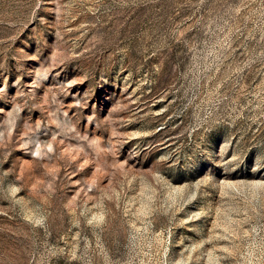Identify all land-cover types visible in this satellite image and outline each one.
<instances>
[{
    "label": "rangeland",
    "instance_id": "374dc122",
    "mask_svg": "<svg viewBox=\"0 0 264 264\" xmlns=\"http://www.w3.org/2000/svg\"><path fill=\"white\" fill-rule=\"evenodd\" d=\"M0 264H264V0H0Z\"/></svg>",
    "mask_w": 264,
    "mask_h": 264
}]
</instances>
